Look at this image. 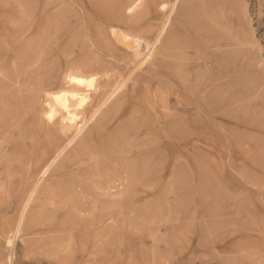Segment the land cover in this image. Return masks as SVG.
Masks as SVG:
<instances>
[{"label": "rangeland", "instance_id": "rangeland-1", "mask_svg": "<svg viewBox=\"0 0 264 264\" xmlns=\"http://www.w3.org/2000/svg\"><path fill=\"white\" fill-rule=\"evenodd\" d=\"M70 70L100 89L74 140L45 117ZM143 146L186 175L109 208ZM0 264H264V0H0Z\"/></svg>", "mask_w": 264, "mask_h": 264}, {"label": "bare ground", "instance_id": "bare-ground-1", "mask_svg": "<svg viewBox=\"0 0 264 264\" xmlns=\"http://www.w3.org/2000/svg\"><path fill=\"white\" fill-rule=\"evenodd\" d=\"M134 9H135V7L132 8V9H130L129 10V13L131 14V12H133ZM140 44H141V42L140 43L138 42V45L135 44L136 46H134V51L137 53V55H139V52H140L139 51V49H140L139 46H141ZM144 45L145 44H143V46ZM97 79H98L97 74H94V73L87 74V73H84V72L79 71V70H70L63 77V83L66 85L67 89L65 88L66 90H61L59 92H55V93H52V94H47V98H48L47 110L48 111L45 114L46 115L45 117L49 120V122H52L53 124L59 125L60 128H61V133L69 132L72 129L77 130L75 137H73V140L76 139L79 136V134L81 133V131L83 130V128L87 124V123H84V124L81 123V115H82V113L85 112L86 110H88L87 107H86L87 102L91 99V97H93L94 95H96V94H98L100 92V89L96 85L97 84ZM223 85H224L223 87H225V86H227V83H225ZM209 86H206V90H207L206 91V96L208 97L207 98L208 102L209 101L211 102L213 100H211V98H209L210 97V93L209 92H212L214 89H215V91H218L220 89V87L219 86H216V84H215L212 89L208 90ZM118 90H116V91H118ZM116 91L113 94H116ZM211 104L213 106L208 103V110H209V112H208L207 107H206V110H207L208 113H212V112L216 111L215 108L216 109H219L220 108L219 105H217L216 103L215 104L214 103H211ZM119 114H120V112H119ZM117 116H116V118H117ZM114 120H116V119H114ZM135 128L136 127H135V123L134 122H128L127 125H125L124 129L122 130V132L119 133V134L122 137H127L130 134H133V133L135 134L136 133V132H133L135 130ZM173 138H175V136ZM119 139H121V138H119ZM119 139L118 140H114L113 142L111 141V143H114L116 141H119ZM111 143H109V144H111ZM112 145H116V144L114 143ZM144 146H143V148H140L139 149V153L138 152L136 153V158L134 159L135 161H138L139 159L142 160V164H138V165L134 166V165H132V164H130L128 162L127 163L122 162L120 164L118 163L117 164L118 165V169L115 171L114 175L113 174H110V176H105L103 178L104 180L102 182H100L101 183V186L102 185L105 186V188H106V190L108 192L107 195H108L109 199H112L110 197L115 196L114 194H111L110 193V190L118 189V188H120V189L122 188V190L120 191V195L121 196H123V195L124 196H127V198L125 200L115 201L114 203H107V206L109 208L110 207H119L120 209H122L124 211H126V210H134V211L135 210H139V208H140L139 207V201H138L137 197L134 198V196L136 194H138V192L141 193L142 192L141 188L142 187H145L146 184H147V186L149 184V183H147L148 181L143 182L138 177V175H140L141 172L148 174V176H150L151 178H154L153 179V183H154V180H157V178H159L165 171H166V173H168L169 175H172V176H176V172H184V176L186 175V173H187V166H188L187 160L184 159L183 164L180 166L179 170H177V171L176 170L169 171L168 169H165L164 170L163 167L159 164L160 163V157L158 156V154H155L154 153V150L152 148H150V147L144 148ZM187 147H189V146H187ZM64 150H65V148L63 150H61L58 154L56 153V155H57L56 158L54 160L51 159V160H53L52 161V164H54L57 161V159H59V157H61V155L64 152ZM116 150H117V148H116ZM141 153H143V155L144 154L145 155L144 156H141ZM69 161H71V160H68L67 162L69 163ZM98 166L99 165H97V167ZM139 166H141V167H139ZM50 168H51V165H49V167L46 168L45 173L46 172H49ZM85 169H87V168H85ZM80 172H82V171H78V173H80ZM124 175L127 176L126 183H124V181H125ZM184 181H185V179H184ZM151 182H152V180H151ZM176 191L177 190L174 189V193H176ZM185 191H186V189H185ZM180 192H182V191L180 190ZM165 194H167V193H165ZM179 194H181V193H179ZM81 197H84L85 198V197H88V195L86 193H85V195L81 193ZM187 197H188V195H187ZM133 198H134V200H133ZM179 199H181V197H179ZM85 201L88 204H91L92 203L87 198H86ZM179 206H180V204H179ZM173 208L174 207H172V209ZM179 210H181V209H179ZM146 214H148V212Z\"/></svg>", "mask_w": 264, "mask_h": 264}]
</instances>
